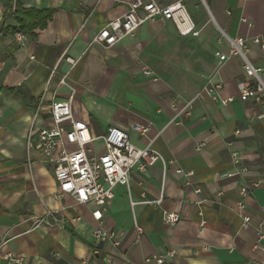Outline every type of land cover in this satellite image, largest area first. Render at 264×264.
Here are the masks:
<instances>
[{
	"label": "crops",
	"instance_id": "obj_1",
	"mask_svg": "<svg viewBox=\"0 0 264 264\" xmlns=\"http://www.w3.org/2000/svg\"><path fill=\"white\" fill-rule=\"evenodd\" d=\"M127 1L20 0L51 13L44 27L23 31L21 45L12 36L19 30L10 14L14 5L0 0V264H7V252L24 264H153L144 259L168 249L175 256L166 264H260L264 237L253 245L258 231L264 236V118L256 115L264 113V103L240 100L237 83L247 78L242 61H220L216 52L228 50L222 29L245 37L248 58L262 65L264 46L251 38L264 33V0H185L200 7L192 16L197 35H180L172 20L158 18L110 47L91 44L107 20L126 11ZM63 75L75 89L74 117L92 137L116 125L142 147L146 139L131 127L145 123L167 160L165 172L159 162L133 170L130 188L115 185L101 205L77 203L68 194L56 198L53 162L35 146L27 148L26 137L50 123L52 99L68 96V87L58 83ZM260 75L264 80V70ZM209 79L222 82L220 97L232 100L223 105L204 98L177 114ZM89 148L94 155L105 151L100 139ZM232 151L240 157L236 164ZM260 178L263 184L245 196L239 211L241 186ZM161 184L160 206L139 202L158 197ZM49 209L61 211L64 226L32 227L31 217ZM95 209L102 211L101 223L92 216ZM165 211L178 212L180 220L166 224ZM243 215L250 217L246 227ZM98 226L119 231L120 244L93 246Z\"/></svg>",
	"mask_w": 264,
	"mask_h": 264
},
{
	"label": "built area",
	"instance_id": "obj_2",
	"mask_svg": "<svg viewBox=\"0 0 264 264\" xmlns=\"http://www.w3.org/2000/svg\"><path fill=\"white\" fill-rule=\"evenodd\" d=\"M120 1V0H114ZM205 4V0H202ZM185 0H171L162 2L160 0H129L126 2L127 9L120 15L107 20L95 33L91 39V44H99L103 47H110L119 41L134 35L135 31L144 23L153 22L158 18L172 20L180 35H197L198 30L184 4ZM14 7V6H13ZM250 25V23H248ZM220 39H226L228 50L226 52L217 51L216 54L220 61H225L230 57H239L242 61V69L247 76L237 83L238 96L240 100H251L254 103H264V80L260 72L264 70V57L262 65H255L247 56L248 40L243 36H228L222 29ZM13 38L19 43L24 44L27 40L25 32L16 30L12 33ZM255 45L264 46V33L255 35L251 38ZM71 64L74 60L70 57L65 58ZM143 74L151 75L148 68L142 69ZM54 73V69L52 70ZM58 83L65 85L69 89L68 96L63 100L52 99L49 105L50 123L38 128L37 131L29 130L26 137L27 148L35 146L46 158L53 162V174L58 185L56 198L68 194L74 198L77 203H88L93 201L97 205L103 204L106 200L113 197V188L115 185H125L130 188V175L133 170L141 172L146 171L150 166L159 162L165 172L167 160L153 146V139L147 137L148 125L145 123H134L132 129L142 139H146V144L142 147L134 145L130 140V132L127 128L116 125L109 126L106 131L98 136L92 137L83 120L74 117L72 110V101L75 93L65 75L60 77ZM222 82H215L209 79L194 95L188 99L177 114L189 112L195 101L204 98H210L215 102L226 105L232 98H221L219 91ZM44 94L40 96L35 116L38 115ZM174 105V103L172 104ZM257 118H264V113L256 115ZM239 130H235L238 134ZM94 139H100L105 151L99 155L90 152L89 144ZM201 145L197 146V149ZM232 161L236 164L240 157L236 151L231 152ZM180 171V170H178ZM234 173H225L224 176H230ZM263 180L257 179L248 186H241L239 194L240 200L236 203L239 211L245 207L244 198L253 189L261 186ZM162 189L158 197L153 199L142 198L139 202L152 206H160L162 203ZM137 202L131 201V206ZM264 214V209H263ZM93 218L101 223L102 211L95 209L92 211ZM32 227L45 225L49 227H63L64 217L60 210L49 209L40 216H32ZM78 216H73L71 221L78 220ZM180 220V215L176 211H165L164 222L174 225ZM204 221H200L203 225ZM250 224L248 215L242 216V226ZM93 246L109 242L115 246L120 244L118 238L119 231L115 229H104L98 226L93 230ZM264 236L258 231V238L253 248H258V242ZM0 243V247L2 243ZM175 256L174 249H168L163 252L155 253L144 259V263L153 261V264H166L167 261ZM7 264H24L19 255L7 252L4 254ZM260 264H264V257Z\"/></svg>",
	"mask_w": 264,
	"mask_h": 264
},
{
	"label": "trees",
	"instance_id": "obj_3",
	"mask_svg": "<svg viewBox=\"0 0 264 264\" xmlns=\"http://www.w3.org/2000/svg\"><path fill=\"white\" fill-rule=\"evenodd\" d=\"M10 4L13 3L14 8L11 9V15H13L17 29L19 31H30L33 28H42L46 25L50 19V11L47 9H36L23 7L20 0H8Z\"/></svg>",
	"mask_w": 264,
	"mask_h": 264
},
{
	"label": "rangeland",
	"instance_id": "obj_4",
	"mask_svg": "<svg viewBox=\"0 0 264 264\" xmlns=\"http://www.w3.org/2000/svg\"><path fill=\"white\" fill-rule=\"evenodd\" d=\"M185 4V7H186V11H187V13L189 14V16L191 17V19H192V16H193V14H194V12L196 11V10H199L200 9V7L198 6L197 8H194V7H192L191 5H189V3H184Z\"/></svg>",
	"mask_w": 264,
	"mask_h": 264
}]
</instances>
